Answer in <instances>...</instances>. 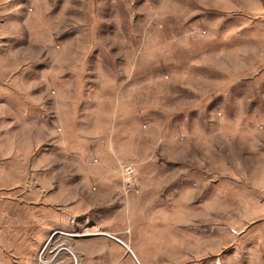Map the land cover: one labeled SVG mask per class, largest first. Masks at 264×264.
Here are the masks:
<instances>
[{"label": "rangeland", "instance_id": "1", "mask_svg": "<svg viewBox=\"0 0 264 264\" xmlns=\"http://www.w3.org/2000/svg\"><path fill=\"white\" fill-rule=\"evenodd\" d=\"M0 77V264H264V0H0Z\"/></svg>", "mask_w": 264, "mask_h": 264}, {"label": "built area", "instance_id": "2", "mask_svg": "<svg viewBox=\"0 0 264 264\" xmlns=\"http://www.w3.org/2000/svg\"><path fill=\"white\" fill-rule=\"evenodd\" d=\"M123 175H128L129 177L133 176V170L130 167H125L123 168Z\"/></svg>", "mask_w": 264, "mask_h": 264}, {"label": "crops", "instance_id": "3", "mask_svg": "<svg viewBox=\"0 0 264 264\" xmlns=\"http://www.w3.org/2000/svg\"><path fill=\"white\" fill-rule=\"evenodd\" d=\"M0 96H2L3 95V90H4V83H3V81H2V78L0 77Z\"/></svg>", "mask_w": 264, "mask_h": 264}]
</instances>
